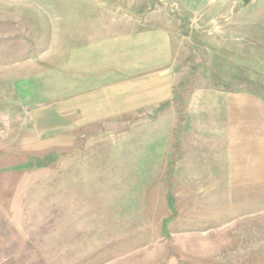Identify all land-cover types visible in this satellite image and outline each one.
Wrapping results in <instances>:
<instances>
[{
	"label": "rangeland",
	"instance_id": "374dc122",
	"mask_svg": "<svg viewBox=\"0 0 264 264\" xmlns=\"http://www.w3.org/2000/svg\"><path fill=\"white\" fill-rule=\"evenodd\" d=\"M153 28L169 35L171 99L68 132L33 127L19 79ZM224 92L264 100V0H0V262L264 264V212L230 189L197 106Z\"/></svg>",
	"mask_w": 264,
	"mask_h": 264
},
{
	"label": "crops",
	"instance_id": "0c3cea01",
	"mask_svg": "<svg viewBox=\"0 0 264 264\" xmlns=\"http://www.w3.org/2000/svg\"><path fill=\"white\" fill-rule=\"evenodd\" d=\"M170 61L162 28L114 33L77 46L62 65L19 79L16 94L36 130L68 132L171 99ZM223 95L197 105L207 112L214 141L209 148L215 157L223 155V174L230 176V189L243 191V206L264 212V100L243 92Z\"/></svg>",
	"mask_w": 264,
	"mask_h": 264
},
{
	"label": "trees",
	"instance_id": "16d2710c",
	"mask_svg": "<svg viewBox=\"0 0 264 264\" xmlns=\"http://www.w3.org/2000/svg\"><path fill=\"white\" fill-rule=\"evenodd\" d=\"M167 203H168V207H169L168 209H170L171 212L174 213V211H175L174 199H173L172 195H170V194L167 196Z\"/></svg>",
	"mask_w": 264,
	"mask_h": 264
},
{
	"label": "water",
	"instance_id": "95a60500",
	"mask_svg": "<svg viewBox=\"0 0 264 264\" xmlns=\"http://www.w3.org/2000/svg\"><path fill=\"white\" fill-rule=\"evenodd\" d=\"M250 0H238V4L240 7H244L246 3H248Z\"/></svg>",
	"mask_w": 264,
	"mask_h": 264
}]
</instances>
